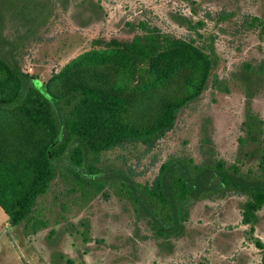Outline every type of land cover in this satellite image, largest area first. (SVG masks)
<instances>
[{
  "label": "rangeland",
  "instance_id": "rangeland-1",
  "mask_svg": "<svg viewBox=\"0 0 264 264\" xmlns=\"http://www.w3.org/2000/svg\"><path fill=\"white\" fill-rule=\"evenodd\" d=\"M152 38L157 51L146 63L125 48ZM177 39L201 48L213 42L218 62L207 87L154 144L124 142L96 165L103 175L124 172L149 185L173 157L257 170L258 159L246 155L252 144L244 147L240 138L249 106L264 120V0H0V57L11 68L63 91L89 67L114 66L128 100L119 119L133 125H152L168 100L199 82L200 57L173 45ZM14 122L13 110L0 113L1 150L11 155L0 156V184L12 183L4 193L8 205L40 166L38 156L16 158ZM30 131L40 141L41 130ZM249 199L245 190L227 189L190 200L183 231L164 237L115 186L78 187L58 176L37 199L33 214L45 223L36 231L27 233L25 221L11 225L0 204V264H264V205L247 222Z\"/></svg>",
  "mask_w": 264,
  "mask_h": 264
},
{
  "label": "trees",
  "instance_id": "trees-1",
  "mask_svg": "<svg viewBox=\"0 0 264 264\" xmlns=\"http://www.w3.org/2000/svg\"><path fill=\"white\" fill-rule=\"evenodd\" d=\"M152 40V44L146 42L143 45L135 39L125 48L143 64L157 51L155 39ZM172 44L198 55L203 73L195 89L168 100L150 126L133 125L119 119L127 109L128 100L118 88L122 74L114 66L89 67L85 78L72 81L63 91H56L51 83L43 88L36 85L28 72L11 68L0 57V113L13 110L17 115V122L13 124L19 129L13 134L16 136H11L16 140L11 142L15 143L13 151L21 160L32 155L40 160L30 183L12 205L7 204L4 195L11 189V180L6 178L0 184V204L8 212L11 225L25 221L24 228L29 233L45 223L35 218L34 207L38 197L58 176L72 179L78 187L115 186L137 213L145 212L151 218L158 234L164 237L177 236L183 231L190 214V200L219 190L247 191L250 199L245 204L244 220H254L256 212L264 205V120L250 106L243 120L245 135L240 141L244 147L252 144L246 155L258 159L257 170L249 168L245 173L237 164L225 168L218 161L201 164L192 157H173L162 164L159 174L149 185L133 180L124 172L118 173L119 178L103 175L106 170L96 165L104 151L124 142L154 144L173 129L179 111L200 97L207 87L218 62L213 42L209 48H201L184 39L174 40ZM216 84L218 87L224 85L219 79ZM33 127L41 130L40 141L34 142L30 134ZM17 142L23 145L17 147ZM1 146L0 142V156H11L9 150L4 152ZM216 181H221L223 186H215ZM256 244L263 247L259 239Z\"/></svg>",
  "mask_w": 264,
  "mask_h": 264
}]
</instances>
